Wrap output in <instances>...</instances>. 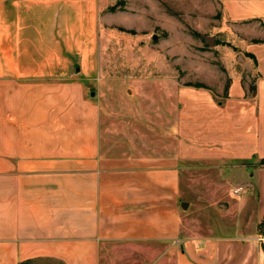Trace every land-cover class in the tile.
Wrapping results in <instances>:
<instances>
[{
  "label": "crops",
  "instance_id": "crops-1",
  "mask_svg": "<svg viewBox=\"0 0 264 264\" xmlns=\"http://www.w3.org/2000/svg\"><path fill=\"white\" fill-rule=\"evenodd\" d=\"M214 1L222 23L264 24V0H207L201 18ZM106 2L0 0V264H264V39L236 45L239 67L191 71L174 153L121 148L88 89ZM208 165L246 187L229 221L196 219L185 174Z\"/></svg>",
  "mask_w": 264,
  "mask_h": 264
},
{
  "label": "rangeland",
  "instance_id": "rangeland-1",
  "mask_svg": "<svg viewBox=\"0 0 264 264\" xmlns=\"http://www.w3.org/2000/svg\"><path fill=\"white\" fill-rule=\"evenodd\" d=\"M206 1L151 0L146 4L130 0L137 5L128 8L125 0H109L103 7L98 30L99 75L88 89L104 107V142L127 149L142 147L150 154L158 153L160 148L162 154L174 153L180 139L182 101L191 97L183 93L182 85H194L191 71L194 73L201 63L221 73L226 72L225 68L239 67L235 56L240 49L236 45L263 41L264 24L222 23L215 1L214 20L201 18L198 10L205 8ZM249 63L255 64L254 60ZM244 70L246 89L253 96L255 70ZM212 89L218 95V88ZM227 90L228 86L221 96H226ZM228 172L225 166L208 165L194 167L185 174L184 187L188 186L189 200L197 205L194 212L199 223L231 220L237 199L232 196L234 187L223 182ZM214 183L219 194L216 199L197 196ZM263 233L258 228V234ZM27 264L61 263L36 260Z\"/></svg>",
  "mask_w": 264,
  "mask_h": 264
},
{
  "label": "built area",
  "instance_id": "built-area-1",
  "mask_svg": "<svg viewBox=\"0 0 264 264\" xmlns=\"http://www.w3.org/2000/svg\"><path fill=\"white\" fill-rule=\"evenodd\" d=\"M245 189H246V187L242 186V185L234 187V189L232 191V196L235 198L241 196L244 193Z\"/></svg>",
  "mask_w": 264,
  "mask_h": 264
},
{
  "label": "trees",
  "instance_id": "trees-1",
  "mask_svg": "<svg viewBox=\"0 0 264 264\" xmlns=\"http://www.w3.org/2000/svg\"><path fill=\"white\" fill-rule=\"evenodd\" d=\"M254 43H257V42H254ZM255 92H256V89H255ZM261 165L264 166V160L261 161ZM262 229L264 230V218L259 225V230H262ZM262 237H264V233L262 234ZM25 264H27V263H25Z\"/></svg>",
  "mask_w": 264,
  "mask_h": 264
},
{
  "label": "water",
  "instance_id": "water-1",
  "mask_svg": "<svg viewBox=\"0 0 264 264\" xmlns=\"http://www.w3.org/2000/svg\"><path fill=\"white\" fill-rule=\"evenodd\" d=\"M183 207H184V208H187V204H184Z\"/></svg>",
  "mask_w": 264,
  "mask_h": 264
}]
</instances>
